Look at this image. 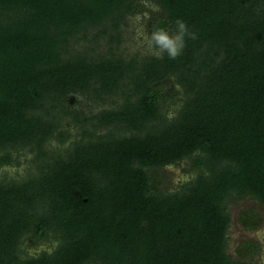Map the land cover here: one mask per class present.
<instances>
[{"label": "trees", "instance_id": "trees-1", "mask_svg": "<svg viewBox=\"0 0 264 264\" xmlns=\"http://www.w3.org/2000/svg\"><path fill=\"white\" fill-rule=\"evenodd\" d=\"M147 3L149 35L196 33L176 57L118 52ZM90 35L104 53L79 49ZM76 95L113 106L81 119ZM69 116L80 135L49 150ZM28 155L0 180V264H254L227 252L228 207L264 210V0H0V169ZM182 161L192 179L162 189Z\"/></svg>", "mask_w": 264, "mask_h": 264}, {"label": "rangeland", "instance_id": "rangeland-1", "mask_svg": "<svg viewBox=\"0 0 264 264\" xmlns=\"http://www.w3.org/2000/svg\"><path fill=\"white\" fill-rule=\"evenodd\" d=\"M154 5H150L147 3L145 5V12L143 14H136L133 16H129L126 19V25L122 26V43L119 47L118 52L125 59H129L136 55L145 56V55H154L158 54L157 46L154 42L149 44V31L147 30V21L145 16L148 15L147 9H155ZM92 35V34H91ZM91 35L85 39H81V46L79 49L85 50L87 48L89 54L96 53H104L107 49L104 41L98 40V42L91 37ZM175 85V83H173ZM175 88H178L175 86ZM78 103L73 107L77 111L82 112V117H89L92 114L98 113L101 109H106L113 106L112 101L113 98L103 97L101 100H95V98L90 97L88 95H76L75 96ZM117 98V97H116ZM119 101H121L119 99ZM118 101V102H119ZM173 101L168 100V104L163 107L168 108V116L172 117L174 115L175 108L178 103H172ZM67 120L72 124L68 128H63L64 131L68 132L69 137L65 139L63 142H54L52 146H48L49 150L55 152H61L64 148L70 147L71 142L74 141L80 135V127L79 124L74 126V121L69 116ZM65 127V126H64ZM31 155L27 157H23L20 159L19 166H7L0 169V180L2 179H19L24 178L28 172H33L34 163H31ZM187 162L182 161L176 165H169L164 167L160 172H162V182L160 187L165 190H176L182 184L192 179V173L187 170ZM231 222L228 229V246L227 252L234 259H242L246 261H252L254 264H264V210L263 208L256 202L255 200H251L248 198H242L237 200L234 203H231L228 207ZM245 213L249 214V217H254L259 219V223L257 227L253 230H245L239 222V214ZM244 242H254L258 250L251 256V258H245L243 253H245V245ZM29 251L32 250V247H28ZM34 250V248H33ZM236 250H239V253H236Z\"/></svg>", "mask_w": 264, "mask_h": 264}, {"label": "clouds", "instance_id": "clouds-1", "mask_svg": "<svg viewBox=\"0 0 264 264\" xmlns=\"http://www.w3.org/2000/svg\"><path fill=\"white\" fill-rule=\"evenodd\" d=\"M174 23L176 29L174 35H169L167 28H156L149 35V44L154 42L161 50L166 51L169 57H176L180 54L185 44V36L191 39L196 38V33L190 31L183 19L177 18Z\"/></svg>", "mask_w": 264, "mask_h": 264}]
</instances>
